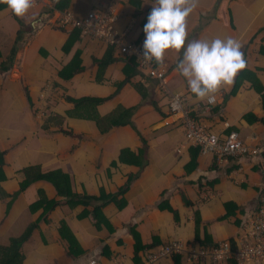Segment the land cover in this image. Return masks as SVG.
<instances>
[{
  "label": "crops",
  "instance_id": "obj_1",
  "mask_svg": "<svg viewBox=\"0 0 264 264\" xmlns=\"http://www.w3.org/2000/svg\"><path fill=\"white\" fill-rule=\"evenodd\" d=\"M59 1L39 0L21 18L0 0L3 60L16 49L11 69L0 71V248L33 227L20 247L21 264H140L174 242L184 254L160 264H214L192 261L190 251L224 242L237 249L263 204L264 0H195L188 41L231 36L246 59L233 83L209 96L216 98L209 112L202 109L209 97L196 99L175 71L181 55L175 50L157 62L166 69L163 81L140 71L127 79L118 50L98 81L94 60L107 45L60 25L65 12L84 19L112 7L116 31L128 42L143 41L142 22L156 0H134L137 17L130 0H69L64 10L56 9ZM76 56L83 69L61 77ZM174 94L187 98L208 129L222 136L237 130L260 153L221 162L202 153L188 140L181 113L171 111ZM68 97L103 98L101 116L118 106L133 111L125 124L101 132L92 120L69 114L75 103ZM125 148L134 153L129 162L119 158ZM55 173L68 179L70 199L39 179ZM101 195L115 200L87 199ZM96 207L104 217L98 223ZM2 253L0 264H8Z\"/></svg>",
  "mask_w": 264,
  "mask_h": 264
},
{
  "label": "built area",
  "instance_id": "obj_2",
  "mask_svg": "<svg viewBox=\"0 0 264 264\" xmlns=\"http://www.w3.org/2000/svg\"><path fill=\"white\" fill-rule=\"evenodd\" d=\"M38 2L39 0H34L33 6H36ZM117 20L118 16L115 15L114 9L111 7L103 12L92 11L84 19H79L69 12H65L60 19V25L65 29L69 27L79 29L83 35L94 37L106 45L117 47L118 53L124 59L135 60L138 71L163 81L166 73L165 67L159 66L155 60H146L142 56L140 43L126 41L124 35H120L115 29ZM215 101V96L209 97L207 103L202 107L203 111H211ZM170 108L175 114L181 113L188 140L202 153L215 155L219 162L230 156L237 157L250 152L259 154L261 151L259 147H252L245 143L237 130H230L225 136H222L218 132L208 129L199 120L198 115L192 112L187 98L184 96L174 94ZM262 203L255 220L240 238L237 249L234 250L229 242H224L212 250L190 251L189 259L191 258L192 261L209 259L214 264L232 261L236 264H264V196ZM183 254L182 243L174 242L160 251L147 254L143 264H160L163 259Z\"/></svg>",
  "mask_w": 264,
  "mask_h": 264
},
{
  "label": "clouds",
  "instance_id": "obj_3",
  "mask_svg": "<svg viewBox=\"0 0 264 264\" xmlns=\"http://www.w3.org/2000/svg\"><path fill=\"white\" fill-rule=\"evenodd\" d=\"M2 2L21 18L34 4V0ZM195 7V0H156L142 28V56L160 62L169 50L180 53L175 71L186 79L189 92L203 99L231 85L246 59L241 42L231 36L188 41L187 18Z\"/></svg>",
  "mask_w": 264,
  "mask_h": 264
},
{
  "label": "trees",
  "instance_id": "obj_4",
  "mask_svg": "<svg viewBox=\"0 0 264 264\" xmlns=\"http://www.w3.org/2000/svg\"><path fill=\"white\" fill-rule=\"evenodd\" d=\"M133 1L134 0H130V3L134 7V16L137 17L140 14L139 10H138L139 8H137L138 4L137 5H134V4L136 2H139L140 0H135L134 1L135 3H133ZM68 3H69V0H60L58 2V4L56 5V9L64 10L67 8ZM144 23L145 22L143 21L142 24L144 25ZM74 30L77 31L78 33L80 32L79 29H74ZM76 38H77V36H76ZM72 43L73 42H69L67 44V46L65 47L66 51H68L69 48L72 47V45H73ZM135 43H140L142 45L143 41L140 38L139 40L135 41ZM116 50H118L117 47L107 45L105 47V50L103 52L102 57L100 59L94 60V65L97 66L96 79L98 81H101V78L104 74V71L108 67V65L115 61ZM15 55H16V49L15 48L12 50L11 54L4 60L2 57V53H0V71H8L9 69H11L13 62H14ZM82 69L83 68L80 66L79 56H76L71 64H69L66 68H64L60 71V76L63 78L69 79V78L74 77L75 74L78 73ZM123 72L125 73L127 79L132 78V75L133 74L135 75V73L138 72V66H137L134 59H128L126 61L125 67L123 68ZM135 87L137 88V90H139V92L141 93L142 96H145V92L143 90L144 85L142 83L137 82ZM262 97L264 99V94L262 95ZM68 100L75 103L74 109H72L69 112L70 115H74V116L76 115L77 116L79 114L78 116H80L84 119L92 120L101 132L108 131L113 126L125 124L126 122H128L127 118L129 117V115L133 111V108H125L123 106H118L111 113H108L107 115L101 116L97 112V106L101 102H103V100H104L103 98H99V97H81V98L68 97ZM72 113H74V114H72ZM133 155H134L133 151H131L128 148H125V149L121 150L119 158L121 161L126 162L127 160H132L129 156H133ZM127 162H129V161H127ZM29 171H30V168H29ZM26 173L29 174L28 171ZM61 176H63V177H61ZM39 179H48L49 181H51L54 184V186L57 188L58 193L61 196L66 197L67 199H70L72 196H74V194H72L70 188L68 187V183H67L68 179L67 178L65 179L63 174L57 175V173H55L52 176L51 175H40ZM129 182L130 181H128L126 183L125 188H123V190L127 188ZM30 183H31V181L25 182V186L29 185ZM123 190H121V191H123ZM87 199L101 200V201H103V204H104L105 202H107L110 199L115 200V196L101 195L98 198L87 197ZM93 212H94V217L97 219V223L99 222V220H102L104 218L103 215L100 213L101 212L100 207L99 208L96 207L93 210ZM106 222L107 221L105 220V224H106ZM96 225H97V227H101V226H99V224H96ZM32 229H33V227L30 228L22 237L12 240L10 247L0 248V253L4 252L2 254H4L6 261H8V264H21V259L19 257L20 247H21L22 243L30 236ZM202 246H206V245H202ZM234 247H235V245H234ZM69 249H70L71 255H73L72 253H74V251H72L73 248H72L71 244H70ZM174 259L175 260L179 259V257H175ZM143 263H144V259H143V261H141L140 264H143Z\"/></svg>",
  "mask_w": 264,
  "mask_h": 264
}]
</instances>
